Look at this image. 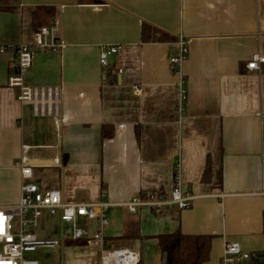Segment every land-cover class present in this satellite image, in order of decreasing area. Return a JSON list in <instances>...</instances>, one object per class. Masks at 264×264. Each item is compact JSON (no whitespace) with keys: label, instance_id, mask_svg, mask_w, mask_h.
Masks as SVG:
<instances>
[{"label":"crops","instance_id":"crops-1","mask_svg":"<svg viewBox=\"0 0 264 264\" xmlns=\"http://www.w3.org/2000/svg\"><path fill=\"white\" fill-rule=\"evenodd\" d=\"M38 6L55 8L58 52L35 46ZM143 22L185 38L178 73L170 58L179 42H143ZM19 43L33 50L25 82L59 86L61 114L35 117L20 103L8 86L17 58L0 53V205L21 197L22 158L48 160L32 165L49 186L35 171L34 180L66 201L112 203L107 247L135 249L141 264H166L158 236L178 230L211 237L204 264H218L234 240L264 258V72L246 66L264 56V0H21L18 11L0 10V46ZM107 43L123 50L103 68ZM178 162L190 208L123 204L147 191L170 193ZM134 225L139 237H124ZM64 245L63 264H102L99 245Z\"/></svg>","mask_w":264,"mask_h":264},{"label":"built area","instance_id":"built-area-1","mask_svg":"<svg viewBox=\"0 0 264 264\" xmlns=\"http://www.w3.org/2000/svg\"><path fill=\"white\" fill-rule=\"evenodd\" d=\"M55 20L50 25L42 26L35 31V46L40 51L58 52L64 42L54 37L57 28ZM180 52L170 58L172 71L179 72V67L188 55V47L184 37H179ZM123 45L107 43L101 46L100 62L103 68L109 66V59L119 54ZM12 52L17 58V70L9 76L8 86L16 90V98L22 104L32 106L35 117L58 118L61 114V88L59 86H39L28 84L24 73L32 66V46L26 43L1 45L0 53ZM264 56L254 54L247 62V68L259 73L264 72ZM185 78L181 76L178 83V94L181 98L179 108L184 111L187 93L184 87ZM138 89V88H137ZM18 167L24 181L21 186V197L18 202L0 205V264H40L39 260L27 256L39 247H55L62 244L61 239L44 238L34 231L40 219L46 213L50 216L59 215L60 219L70 225L66 239L84 241L86 244H97L102 250V264H138L140 254L127 247L108 248L105 231L110 223L109 209L112 203L70 202L63 198L57 188H42L40 182L34 180V165L22 158ZM175 186L170 193L147 191L137 195L123 204L130 211L139 207L160 210L166 206H174L179 210L190 208L194 196L182 188L180 163L176 164L174 176ZM90 221H97L98 228L92 230ZM218 264H264V258L257 253L246 250L239 241H227Z\"/></svg>","mask_w":264,"mask_h":264},{"label":"trees","instance_id":"trees-1","mask_svg":"<svg viewBox=\"0 0 264 264\" xmlns=\"http://www.w3.org/2000/svg\"><path fill=\"white\" fill-rule=\"evenodd\" d=\"M100 1V0H96ZM21 0H0L1 11H18ZM55 21V8L53 6H38L34 12V28L38 30L42 26L50 25ZM143 42H170L178 41L175 36L153 24L143 22ZM111 75V74H110ZM211 169L206 166L204 179H209ZM126 238L139 237L137 226L129 229L124 236ZM160 246L165 253L166 264H204L209 260L211 249V237L206 235H190L180 230L174 233L161 234L158 236ZM68 245H83L84 241H71L65 239ZM138 264H141V259Z\"/></svg>","mask_w":264,"mask_h":264},{"label":"rangeland","instance_id":"rangeland-1","mask_svg":"<svg viewBox=\"0 0 264 264\" xmlns=\"http://www.w3.org/2000/svg\"><path fill=\"white\" fill-rule=\"evenodd\" d=\"M34 171L41 179L42 186H49L50 180L46 174L36 168ZM67 226L68 224L63 222L58 215L50 216L45 213L34 231L40 237L62 239ZM64 246L63 243L55 247H39L36 251L27 253V256L39 260L40 264H63Z\"/></svg>","mask_w":264,"mask_h":264},{"label":"water","instance_id":"water-1","mask_svg":"<svg viewBox=\"0 0 264 264\" xmlns=\"http://www.w3.org/2000/svg\"><path fill=\"white\" fill-rule=\"evenodd\" d=\"M50 162L48 160H33L34 165H47ZM139 242V240L137 241V243Z\"/></svg>","mask_w":264,"mask_h":264}]
</instances>
